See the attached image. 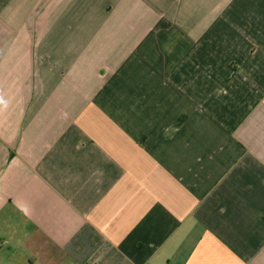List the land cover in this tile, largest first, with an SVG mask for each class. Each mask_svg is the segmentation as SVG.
Returning a JSON list of instances; mask_svg holds the SVG:
<instances>
[{
    "label": "crops",
    "instance_id": "1",
    "mask_svg": "<svg viewBox=\"0 0 264 264\" xmlns=\"http://www.w3.org/2000/svg\"><path fill=\"white\" fill-rule=\"evenodd\" d=\"M0 264H264V0H0Z\"/></svg>",
    "mask_w": 264,
    "mask_h": 264
}]
</instances>
